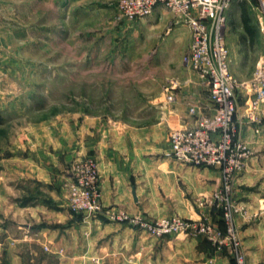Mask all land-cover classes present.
<instances>
[{"label": "crops", "instance_id": "obj_1", "mask_svg": "<svg viewBox=\"0 0 264 264\" xmlns=\"http://www.w3.org/2000/svg\"><path fill=\"white\" fill-rule=\"evenodd\" d=\"M57 1L58 14L68 11L73 2ZM173 17L157 6L149 17L131 25L158 26L152 39L153 61L171 67L179 63L178 50L187 45L188 38L190 41L188 27L172 25ZM158 19V24L149 22ZM123 26L128 25L122 24L118 30ZM164 26L172 27L160 37L159 29ZM229 35L226 25L225 41L234 66L240 62L237 52L241 45ZM153 78L163 80L158 74ZM164 80L155 98L159 109L152 124L63 119L27 123L14 132L7 155L0 157V264H237L227 242L219 246L204 235L157 240L106 217L114 211L152 219L177 215L224 229L216 211L198 205L216 189L218 170L184 165L169 157V129L192 127L194 117L189 109L193 106L205 114L213 111L207 91L188 66L182 76ZM170 80L178 87L172 91L174 101L161 113V88ZM258 120L243 126L240 134L251 150L237 179L240 196L236 200L241 211L235 225L246 264H264V104ZM83 156L96 160L105 215L87 222L68 211L63 187L71 162Z\"/></svg>", "mask_w": 264, "mask_h": 264}, {"label": "rangeland", "instance_id": "obj_2", "mask_svg": "<svg viewBox=\"0 0 264 264\" xmlns=\"http://www.w3.org/2000/svg\"><path fill=\"white\" fill-rule=\"evenodd\" d=\"M72 1L68 11L58 14L57 0H0V157L7 155L14 132L27 123L100 118L135 126L152 124L158 117L155 98L164 78L182 76L186 69L182 60L189 38L178 50L177 65L161 64L153 61L152 54L158 26H137L136 33L134 22L117 18L119 0ZM243 12L256 35L253 42L244 31ZM225 15L229 38L241 45L240 62L233 66L230 60V72L243 83L264 52L258 0H232ZM122 24L128 26L119 31ZM172 25L184 24L173 17ZM171 27L160 28L159 36ZM156 74L163 80L154 79ZM236 96L238 104L246 99L242 88ZM70 181L63 186L66 195ZM237 184L228 191L234 200L239 195ZM220 185L221 178L214 192ZM241 253L246 264L242 249Z\"/></svg>", "mask_w": 264, "mask_h": 264}, {"label": "built area", "instance_id": "obj_3", "mask_svg": "<svg viewBox=\"0 0 264 264\" xmlns=\"http://www.w3.org/2000/svg\"><path fill=\"white\" fill-rule=\"evenodd\" d=\"M232 0H119L117 18L128 22L149 17L157 6L167 9L189 29L190 41L183 63L200 78L213 111L189 109L194 117L190 128L169 129V157L194 167L217 169L220 188L198 205L210 206L224 223L223 231L205 220H188L177 215L152 219L146 215L129 216L124 211L109 212L106 217L122 222L159 240L168 236L195 237L204 235L219 246L225 242L233 247L237 264H243L240 242L235 231L236 216L241 209L231 192L250 158L251 150L241 139V129L258 123V112L264 104V52L249 80L239 83L230 72L229 51L225 43L226 10ZM261 31H264V0H258ZM178 87L171 80L164 89L162 109L174 101L172 92ZM242 88L244 106L238 104L236 91ZM258 132V129H255ZM66 195L68 211L84 219L105 216L100 200V176L96 161L91 157L77 159L69 173ZM222 191H226L223 194ZM224 195V196H223ZM225 195L227 197H225Z\"/></svg>", "mask_w": 264, "mask_h": 264}, {"label": "trees", "instance_id": "obj_4", "mask_svg": "<svg viewBox=\"0 0 264 264\" xmlns=\"http://www.w3.org/2000/svg\"><path fill=\"white\" fill-rule=\"evenodd\" d=\"M242 19H243L242 21H243V24H244V26H243L244 31L247 33L248 36H250V39H252L253 36H254V32L251 30V28H249L247 26L248 21H247V18L245 17V13L244 12L242 13ZM0 122H1V118H0Z\"/></svg>", "mask_w": 264, "mask_h": 264}]
</instances>
